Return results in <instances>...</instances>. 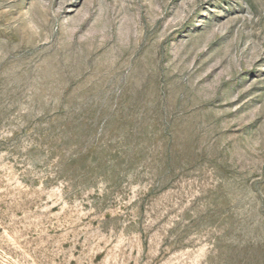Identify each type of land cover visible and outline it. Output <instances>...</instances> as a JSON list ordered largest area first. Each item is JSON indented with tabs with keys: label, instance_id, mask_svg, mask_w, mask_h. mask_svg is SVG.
I'll list each match as a JSON object with an SVG mask.
<instances>
[{
	"label": "rangeland",
	"instance_id": "rangeland-1",
	"mask_svg": "<svg viewBox=\"0 0 264 264\" xmlns=\"http://www.w3.org/2000/svg\"><path fill=\"white\" fill-rule=\"evenodd\" d=\"M0 264H264V0H0Z\"/></svg>",
	"mask_w": 264,
	"mask_h": 264
}]
</instances>
